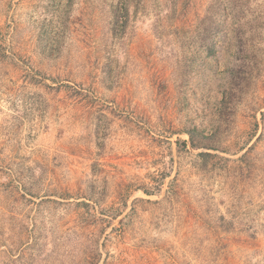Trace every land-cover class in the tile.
<instances>
[{"label": "rangeland", "instance_id": "1", "mask_svg": "<svg viewBox=\"0 0 264 264\" xmlns=\"http://www.w3.org/2000/svg\"><path fill=\"white\" fill-rule=\"evenodd\" d=\"M0 264H264V0H0Z\"/></svg>", "mask_w": 264, "mask_h": 264}, {"label": "trees", "instance_id": "2", "mask_svg": "<svg viewBox=\"0 0 264 264\" xmlns=\"http://www.w3.org/2000/svg\"><path fill=\"white\" fill-rule=\"evenodd\" d=\"M191 136H192V141H193V140H194V139H193L194 137H193V134H192V133H191Z\"/></svg>", "mask_w": 264, "mask_h": 264}]
</instances>
